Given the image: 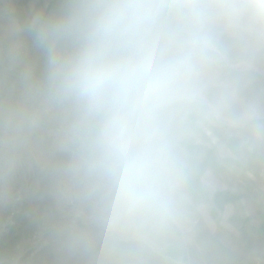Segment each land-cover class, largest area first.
Returning <instances> with one entry per match:
<instances>
[{"label":"clouds","instance_id":"clouds-1","mask_svg":"<svg viewBox=\"0 0 264 264\" xmlns=\"http://www.w3.org/2000/svg\"><path fill=\"white\" fill-rule=\"evenodd\" d=\"M0 264H264V0H0Z\"/></svg>","mask_w":264,"mask_h":264}]
</instances>
